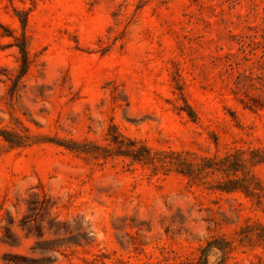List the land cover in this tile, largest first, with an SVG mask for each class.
Returning <instances> with one entry per match:
<instances>
[{"label": "rangeland", "instance_id": "1", "mask_svg": "<svg viewBox=\"0 0 264 264\" xmlns=\"http://www.w3.org/2000/svg\"><path fill=\"white\" fill-rule=\"evenodd\" d=\"M209 243L264 264V0H0V264Z\"/></svg>", "mask_w": 264, "mask_h": 264}, {"label": "trees", "instance_id": "2", "mask_svg": "<svg viewBox=\"0 0 264 264\" xmlns=\"http://www.w3.org/2000/svg\"><path fill=\"white\" fill-rule=\"evenodd\" d=\"M137 157H141V156H137ZM201 170H205L204 168H202ZM232 170L236 173L239 170L237 168H232ZM185 175H192V172H184ZM229 175V174H228ZM233 186H227L226 188H223L224 191H228V192H233V191H237L239 189H242L243 191H245L248 195H257V193L254 192V189L252 188V184L249 183V179H247L246 177L244 178H240L237 180H232L231 183ZM213 248V244L209 243L208 246L206 248L203 249V256L201 258V264H210L209 260H208V253H209V249ZM5 264H25L26 262H31L32 260L26 258V257H22L19 255H4L3 257Z\"/></svg>", "mask_w": 264, "mask_h": 264}]
</instances>
